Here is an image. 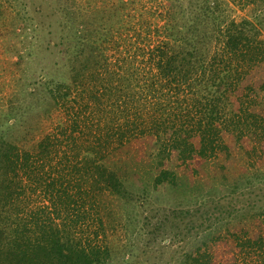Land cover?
Wrapping results in <instances>:
<instances>
[{
	"label": "rangeland",
	"instance_id": "374dc122",
	"mask_svg": "<svg viewBox=\"0 0 264 264\" xmlns=\"http://www.w3.org/2000/svg\"><path fill=\"white\" fill-rule=\"evenodd\" d=\"M237 1L0 0V134L13 145L7 165L0 164L2 240L10 225L18 247L58 228L86 248L107 245L110 264H191L198 252L217 264H264V60L214 90L220 117L213 118L204 94L169 131L153 129L116 149L106 162L124 181V194L85 189L83 136L65 119L71 97L33 117L27 110L29 91L41 94L47 80L69 74L64 23H89L92 45L109 60L102 69L109 83L122 73L116 58L140 66L142 53L166 39L191 48L193 23L203 30L207 17L206 30L217 34L206 47L221 53L232 21L257 13ZM167 22L178 24L173 35ZM83 90L75 95L82 98ZM40 140L48 154L37 151ZM228 199L236 209L226 207Z\"/></svg>",
	"mask_w": 264,
	"mask_h": 264
},
{
	"label": "trees",
	"instance_id": "16d2710c",
	"mask_svg": "<svg viewBox=\"0 0 264 264\" xmlns=\"http://www.w3.org/2000/svg\"><path fill=\"white\" fill-rule=\"evenodd\" d=\"M237 2H240L241 7L251 5L257 13L254 20L244 18L238 22L232 21L234 28H229L224 36L221 53L209 54L206 47L217 34L215 29L206 30V24L211 22L210 17H207L200 20L203 30L196 22L193 23L191 48L171 47L166 39L147 53H142L140 66L134 65L132 58H116L115 61L123 67L122 73L117 81L109 83L102 80V69H107L105 66L109 60L108 57L103 58L105 53L92 45L91 35L94 33L90 31L89 23L76 20L64 23L67 27L63 38L65 52L68 53L69 74L56 81L47 80L45 83L48 87L41 94L35 93L37 89L29 91L31 102L27 110L29 116L33 117L40 110H48L50 105L59 107L65 105L70 97L73 99L74 103L69 105L65 119L71 133L78 132L83 136V164L88 168L83 178L85 189L92 195L97 196L104 191L124 194L127 191L115 167L112 168L106 162L116 149L147 135L153 129H158L161 134L169 131L174 125L170 121H176L178 113L187 110L193 100L204 94H210L208 101L213 104V118L220 117L217 102L221 99L214 92L264 60V38L261 37L264 0ZM177 27V22L172 25L167 22L166 33L173 35V32L178 31ZM103 38L108 39L107 35ZM115 74L112 71L111 78ZM82 88L86 97L85 94L82 98L77 97L75 93ZM1 130L0 164L6 166L13 145L4 139ZM47 144L46 140L38 142L39 154H48ZM27 176L38 182L43 180L40 175L34 178L36 175L30 170ZM57 178L63 187L62 178ZM19 183L21 185L22 181ZM226 203V207L231 205L232 209L237 208L231 199ZM9 229L8 241L2 240L0 236V264H110L107 261L110 255L107 245L102 250L100 247L86 248L69 236H61L58 228H50L49 232L44 229L41 233L44 240L27 237L28 243L19 247L16 245L18 237L14 239L18 229L12 225ZM200 254L192 255L191 264H217Z\"/></svg>",
	"mask_w": 264,
	"mask_h": 264
}]
</instances>
